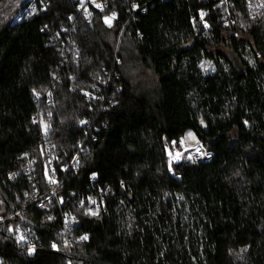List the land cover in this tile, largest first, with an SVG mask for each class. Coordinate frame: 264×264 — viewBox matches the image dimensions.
I'll return each mask as SVG.
<instances>
[{"label":"trees","instance_id":"1","mask_svg":"<svg viewBox=\"0 0 264 264\" xmlns=\"http://www.w3.org/2000/svg\"><path fill=\"white\" fill-rule=\"evenodd\" d=\"M99 1L117 13L112 27L96 13L86 24L76 0H0V218L24 208L36 244L0 223V264H264V10ZM83 118L95 121L96 142L62 175ZM188 132L212 159L170 173L163 144ZM47 159L70 216L30 204ZM97 190L104 207L85 212L79 202ZM83 234L86 243L71 241Z\"/></svg>","mask_w":264,"mask_h":264},{"label":"built area","instance_id":"2","mask_svg":"<svg viewBox=\"0 0 264 264\" xmlns=\"http://www.w3.org/2000/svg\"><path fill=\"white\" fill-rule=\"evenodd\" d=\"M78 2L77 5V12L81 13L84 22L86 24L90 23L92 13H96L99 15H102V21L106 26H113L116 23L117 20V13L111 12L106 14L107 10V4L103 3L99 0H76ZM217 1L218 7H224L225 12L227 13V17H229V8H231V2L230 0H215ZM247 4V11L251 17H256L258 14L260 15L261 12L264 10V0H246ZM206 12L204 10L199 11V23L203 27V29H209V24L206 21ZM109 81L107 83H101V85L107 86ZM99 90L97 87L95 88V91ZM51 94L48 92L46 93V97H50ZM91 96V95H90ZM94 98V97H91ZM79 126L83 129V136L84 138L82 141H80L77 145V151L75 152V155L73 156L72 160L69 164L65 165L62 170L61 174H69V173H75L77 168L76 165L79 161V156L82 153L84 145L87 143V140L95 141L96 142V135L99 132L98 127L95 125V121L91 120L90 118H83L79 122ZM182 138H179V140L171 141V142H165L163 144L165 155L167 157V167L172 172V167L174 165H177L181 163L182 161H188L190 163H205L212 159V152L207 150L204 146L201 144L187 148L183 145L184 142L181 141ZM181 141V142H180ZM176 143H183L182 147L180 149H176L174 145ZM184 152L187 153L185 160H183V156H181ZM43 166L46 169V176H45V183L40 188L38 185H33L31 189V194L29 196L30 204L34 205L35 208L38 210L45 212L47 214H50L53 212L54 209H57L58 212L62 213L63 215H69L67 212L62 211V207L64 204V200L66 198L62 195L61 188L63 185L62 178L57 177V172L52 168L51 161L49 159L43 161ZM24 173L29 174V169H24ZM90 182L93 184L95 182V179L91 178ZM35 183V181H34ZM75 195V191L69 192V196L72 197ZM105 194H103L100 191H91L84 195V200H81L79 202V207H81L85 212L92 213L95 212L105 205ZM28 198V196H27ZM86 205V206H85ZM24 214V208H17L14 209V211L8 213L7 215L0 218V223H3L5 221H8L11 223L10 226V232L14 236V238L20 242V243H26L31 247H35V232L34 229L31 226H24L23 223V217ZM70 216V215H69ZM67 228L68 223H63L61 230H59L60 234L66 236L67 234ZM83 237L88 236L86 234L80 235L77 238H72V242H78V241H84L86 243L87 239H82ZM69 238L63 239V247L66 249L64 254H66L69 257H72V253L70 251V243ZM50 251L54 253H61V248L57 244V242H51L50 243ZM78 264H85L84 261L78 260Z\"/></svg>","mask_w":264,"mask_h":264},{"label":"rangeland","instance_id":"3","mask_svg":"<svg viewBox=\"0 0 264 264\" xmlns=\"http://www.w3.org/2000/svg\"><path fill=\"white\" fill-rule=\"evenodd\" d=\"M24 2H23V4H24V7L27 5V2L28 1H30V0H23ZM21 13H23L24 12V8L20 11ZM20 14V13H19ZM16 19H17V17H16ZM15 19V20H16ZM103 24H104V22H103ZM105 25V24H104ZM106 26V25H105ZM106 27H112V26H106ZM221 50H224V48H221ZM202 71L204 72V73H208V72H212V70H213V68H212V66H211V64H209V63H206V62H204L203 64H202ZM182 138V142H184V144L185 145H183V143H181V144H179V143H176L175 145H174V147L176 148V149H180L181 147H182V145L184 146V147H187V148H191V147H194V146H197V145H199V144H201L202 146H203V144L201 143V142H199L198 140H197V138H196V136L194 135V134H192L191 132H188L186 135H184L183 137H181ZM180 141V142H181ZM185 155H187V153L186 152H184L181 156H183V160H185V158H186V156Z\"/></svg>","mask_w":264,"mask_h":264},{"label":"snow or ice","instance_id":"4","mask_svg":"<svg viewBox=\"0 0 264 264\" xmlns=\"http://www.w3.org/2000/svg\"><path fill=\"white\" fill-rule=\"evenodd\" d=\"M82 239H87V237H83Z\"/></svg>","mask_w":264,"mask_h":264}]
</instances>
